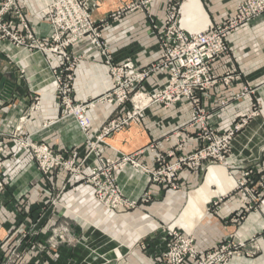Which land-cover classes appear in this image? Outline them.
I'll return each mask as SVG.
<instances>
[{
  "label": "crops",
  "instance_id": "0c3cea01",
  "mask_svg": "<svg viewBox=\"0 0 264 264\" xmlns=\"http://www.w3.org/2000/svg\"><path fill=\"white\" fill-rule=\"evenodd\" d=\"M47 1L27 0L22 6V12L39 35L49 32L47 20L39 13ZM127 1L99 0L91 17L93 20L101 19ZM239 1L189 0L182 25L192 30L196 29L194 25L221 22L233 14ZM160 4L161 0H155L151 12L162 25L164 11ZM125 13L117 22L112 23V18H109L108 23L101 27L102 35L107 48L114 51L116 62L129 58L137 67L145 66L158 57V34L151 28L144 12ZM16 27L20 28V25ZM227 41L230 55L215 60L213 72L219 77L234 70L236 79L229 85L218 83L210 88L208 95L202 97L201 105L206 109L212 126L220 132L232 129L242 118H249L253 110L258 111V115L253 116L245 127L237 130L231 141L234 165L228 163L226 167H234L228 170V175L235 184L232 185L231 178L224 174L214 181V194H199L209 168H185L178 174V189L174 191L168 185L148 181L144 174L135 175L130 165L118 171L117 177L124 196L134 200V204L120 215L108 212L96 200L89 184L80 179L69 181L63 169L41 173L31 151L23 150L10 135L19 123L21 135L33 133L36 139L59 152L67 153L72 149L81 157L88 153L86 136L75 123L61 121L49 124L63 113L52 70L60 68L61 56L27 50L7 41L0 42V78L11 73L6 81L15 83L11 97L6 100L0 98V136L4 143L2 162L6 172V188L0 192V241L16 220L17 216L9 208L19 195L24 194L19 202H24L26 207L19 212V218L25 220L26 227L31 225L33 218L36 220L43 201L46 203L50 196L56 197V210L49 217L44 215L43 229L66 218L74 232L82 233L83 242L88 239L89 247L82 242L43 254L31 252L23 259V264H89L92 261L90 249H95L100 255L102 261L96 264H159L156 254L162 242L161 227L170 224L179 214V226L193 235L197 251L231 240L236 251L231 264H264V186L259 184V181H264V13L238 25L228 34ZM79 51L82 56L73 69L72 95L75 102H85L107 90L111 78L101 57L85 49ZM165 73L150 75L144 82V88L149 90L161 84ZM35 99L38 107L31 109ZM125 112L124 107L106 103H97L89 108L90 136H94L111 119L124 117ZM192 118V109L186 100L169 107L153 104L141 113L139 123L133 122L110 133L105 142L96 144V151L108 158H118L121 153L134 154L137 162L152 168L158 153L165 154L180 145L176 155L167 157L173 161L201 146L195 138L196 128L189 124ZM87 155L84 169L89 172L96 155L94 152ZM245 170L251 171L245 181L246 187L259 194L255 207L249 210H246L249 193L237 182L244 179ZM2 197L7 202L5 205L1 204ZM197 198L199 200H193ZM212 198L219 203L207 209L206 204ZM30 210L34 214L32 219ZM74 218L76 222L72 223ZM239 242H243L244 247L239 246ZM114 253H121V258L113 259L111 254Z\"/></svg>",
  "mask_w": 264,
  "mask_h": 264
},
{
  "label": "built area",
  "instance_id": "2783aa9c",
  "mask_svg": "<svg viewBox=\"0 0 264 264\" xmlns=\"http://www.w3.org/2000/svg\"><path fill=\"white\" fill-rule=\"evenodd\" d=\"M25 3V0H0V41L4 40L17 47L43 54L53 53L61 56L60 68L52 70L56 80V94L65 110L62 118L69 117L70 122L77 125L86 136L87 154L94 152L96 155L95 163L91 164L89 172H86L84 165L87 154L81 157L72 149L67 153L59 152L46 142L36 139L33 133L21 135L19 133L21 124L18 123L10 135L23 150L31 151L41 173L48 174L52 170L63 169L69 181L80 179L89 184L97 201L109 211L120 213L134 204L124 196L117 183L116 172L124 169L126 164L131 165L135 172L140 171L139 173L146 175L150 182L178 188L180 170L198 168L202 160L208 158H221L230 148L232 139L246 122V117L240 120L241 123H236L232 129L220 132L212 126L206 109L201 105V99L218 83L229 85L236 79L234 70L223 76H216L213 72V62L223 55H229L230 45L227 36L230 32L240 23L264 13V0H240L236 3L232 15L218 23L208 22L202 29L185 30L174 19L167 17L168 25L159 32L158 36L157 59L141 67H137L129 58L116 62L109 54V49L100 40L102 34L98 29L104 19L93 20L91 7L85 0H51L46 3L40 10L49 22V32L46 35H39L27 22L22 12ZM117 15L119 12L113 16L108 15L107 19ZM17 25H20V28H17ZM87 47L89 48L86 49ZM80 49L94 51V56L101 57L108 66L111 78L107 90L85 102H75L72 95L73 69L82 56ZM163 71L166 72L165 80L161 84L149 90H136L137 86L146 81L150 75ZM181 100L198 105L190 126L196 128L195 138L200 141L201 146L191 154L180 155L175 160L168 161L167 155H173L179 145L167 155L158 153L155 165L148 168L137 162L134 154L122 153L116 159L103 157L96 151V143L88 139L90 119L87 110L94 106V103L113 104L127 110L124 117L111 119L97 132L96 140L103 141L110 133L139 121L141 113L151 105L160 104L169 107ZM256 114H258L257 110L251 112V115ZM23 118L24 116L19 118L20 123ZM3 147L4 143L0 136V188H3L1 181L4 174ZM250 174V170H245L244 179L237 181L238 185L243 186L249 193L246 210L254 208L259 199L258 193L246 187L245 181ZM259 184L264 186V181H259ZM23 196L19 195L18 198L22 199ZM159 234L162 241L156 254L160 260L159 264H226L228 260L226 254L236 252L234 248L231 249L232 246L227 241L220 242L205 251H197L194 247L193 235L183 233L177 226L163 227ZM240 245L243 243L240 242ZM12 246L13 244L9 246L1 259L7 256Z\"/></svg>",
  "mask_w": 264,
  "mask_h": 264
},
{
  "label": "rangeland",
  "instance_id": "374dc122",
  "mask_svg": "<svg viewBox=\"0 0 264 264\" xmlns=\"http://www.w3.org/2000/svg\"><path fill=\"white\" fill-rule=\"evenodd\" d=\"M50 1L51 0H48L47 2H45V4L50 2ZM85 1L91 7V16H92V13L97 9V7L99 5V0H85ZM154 1L155 0H128L122 6L116 8L112 12H109L105 16L106 18L103 17L104 21L102 22L103 23L102 25L104 26V25H106V23H108L107 21H108L109 18L107 19V16L110 15V14H111V16H113V14L115 15L117 12H119V15H117L116 17H112L111 22L113 23V22L119 21L120 18H122L123 14L125 12H127V14H128V13H131V12L140 11V12H144V14H146L148 16V19L150 21V26H151L152 29H154V31L158 34V36L160 34L159 32H161V30L163 31L164 28H166V26L168 25V24H166L167 17H170L171 20L174 19V21L177 22V24H180L182 27H184L182 25V17L184 15V12H185V9H186V6H187V3L189 2V0H161L160 6H161V9L164 11V20H163L162 25L157 22V19L155 18V16L151 12V10H152L151 7H152V4H153ZM45 4L40 8V10L45 6ZM40 10H39V13H40ZM43 17L47 20V23L49 24L48 19L45 16H43ZM257 17H255V18H257ZM255 18H253V19H251L249 21L243 22V23H248V22L254 20ZM97 20L100 21V19H97ZM105 21H106V23L104 24ZM27 22L29 23L28 20H27ZM207 23L208 22H206L205 24H203L201 26H197V25H194V26H195L196 29L197 28L198 29H202L203 27L206 26ZM240 24H242V23H240ZM102 25H101V27H103ZM30 26L32 27L31 24H30ZM101 27L98 26V29H100L99 32L102 34V28ZM32 28H34V27H32ZM184 29L185 30H191V29H189L187 27H184ZM100 40H102L104 42V44L106 45V42L104 40L103 35H102V38ZM2 41H4V40H1L0 42H2ZM158 42H159V37H158ZM88 48L89 47H87L86 49H88ZM109 51H110L109 54L112 57H115L114 56V51H111V50H109ZM92 53H94V51ZM229 55H230V52H229ZM229 55H223V56H229ZM144 82L137 86V88H136L137 91L138 90H142V89L143 90H148V89L144 88ZM95 104H97V103H94V105ZM37 105H38V100L35 99L34 102L31 103L30 108L31 109H36ZM189 105H190V107L192 109V114H193V118L191 120V122H192L194 120V118H195V110L197 109L198 105L194 104V103L193 104L189 103ZM60 106H61V104H60ZM64 113H65V110L63 108V113L61 114L60 118L56 122L63 121V122H68L69 123L71 121L69 119V117H67L68 119L67 118L63 119L62 118V116H64ZM125 115H126V112H125ZM256 115H258V114H256ZM253 116H255V115H250L249 118L246 117V119H247L246 122L243 123V125L240 128L245 127L246 124L250 121V119ZM139 122L140 121H137L136 123H139ZM126 126H128V125H125L124 127H126ZM124 127H122L121 129H124ZM96 134L94 136H88V139L90 141H92V143H96L97 144V142H102V141H97L96 140V138H95ZM103 141L105 142V137H104ZM85 144H86V141H85ZM230 147H231V144H230ZM170 151H172V150H169L168 152H166L165 155H167ZM232 154H233V152H232L231 148H229L225 153L222 154L223 156L221 158L216 157L214 159L213 158H208L206 160H202L201 165L199 167L203 168L205 170H207L209 168V171L206 174V177H205V180L202 183V186H200L199 194L204 193V194H207V195L211 196L212 194H214V190H215V188L213 187L214 181L219 176L226 174L229 178H231L228 175V170L230 171L234 167L227 168L228 165L226 167V164L231 163L230 165H232V166L234 165V162H232V160H231L233 158V156H234V154L233 155ZM173 155H176V152ZM167 156L170 157L172 155H167ZM106 158H108V157H106ZM111 159H116V158H111ZM127 166H130V165L126 164L125 167H127ZM2 169L4 170V174L2 173L3 176L1 178V181H3V188L5 189L6 188L5 187V184H6V182H5L6 172H5V168L4 167H2ZM215 170H216V172H215ZM117 172H116V174H117ZM134 174L135 175H137V174L141 175L142 173H136L135 172ZM231 180H232V178H231ZM4 182H5V184H4ZM117 183H118V185L120 186V188L122 190V187H121V185L118 182V177H117ZM233 184H235V183L232 180V185ZM161 185H164V184H161ZM3 188H0V192L3 191ZM171 188L174 191L178 189V188H173V187H171ZM45 189H48V188H45ZM22 195H24V194H22ZM55 195L56 194L54 193L53 196H55ZM4 198L5 197H2V200H1V204L2 205H5L7 203ZM47 198H48V201L46 202L47 204L44 203V201H43L42 207H41L42 209L40 208L41 209L40 213L38 215H36V220L33 218V216H34L33 211L30 210L29 214H30L31 219L32 218L33 219H32L31 225L28 226V227L24 226L25 220L22 219V218H19V212H18V210L20 212L25 210L26 205H24V202L23 203L21 202L22 203L21 204L19 202V200H21V199L17 198L15 200L16 207H15V204L13 206L12 205L10 206L9 210L11 212H13L17 217H16V220L14 221L10 231L0 241V252H1L0 259L2 258L3 254L5 253V251L9 248V246L11 244H13V246H12L10 252L7 254V256L0 260V264H23V262H22V261H24L23 259L27 258L26 256L29 253H31V252L43 254V253H48V252H51V251H57L61 246H73V245H77L78 243L82 244V242L84 240V239H81L83 237L82 233L74 232L72 226L70 225V222H68V220H65L66 218L60 219L57 223L49 226L48 229H43V227H44L43 226V222L44 221H42V219H43L44 215L49 217V215L52 214V213H55L54 211L56 210V207L54 205L55 202H56L55 201L56 197L55 198H53V197L50 198V196H48ZM216 198H212L209 201V203L206 204V208L207 209H209L212 206L213 207L217 206V204L219 203V200H217L218 198L217 199ZM193 200H199V199L197 198V199H193ZM182 209L183 208H181V210ZM128 210L129 209H127L126 211H128ZM67 211H69L73 216L76 215L73 212H71V210L67 209ZM126 211H123V212H120V213L114 211V213L120 215V214H122V213H124ZM108 212H113V211H109L108 210ZM180 219H181V214H179L170 224L164 225L163 227L177 226V227L180 228V226H179ZM75 220L76 219L74 218V221H71V222L74 223V222H76ZM39 221H40V224L38 223ZM163 227H161V228H163ZM80 228H82V227L80 226ZM22 229H23V232H22ZM180 230H182V229L180 228ZM186 232H185V230L183 231V233H186ZM85 240H86V242H89L88 239H85ZM227 242H229L231 244V246H232L231 249L234 248V243L231 240H229ZM2 243H3V245H2ZM117 243L119 244V242H117ZM238 245L241 246V247H244V245H240V242L238 243ZM90 252H93V254H90V256H89L90 259L92 260V261H89V264H96V263L102 261L101 258H100V255H98V251H95V249H92V250L90 249ZM226 255H227L226 257L228 259L226 264H231L232 255H236V252H234V254H229L228 253ZM111 256H113V259L121 258V253H114V254H111ZM103 261H105V260H103Z\"/></svg>",
  "mask_w": 264,
  "mask_h": 264
},
{
  "label": "water",
  "instance_id": "95a60500",
  "mask_svg": "<svg viewBox=\"0 0 264 264\" xmlns=\"http://www.w3.org/2000/svg\"><path fill=\"white\" fill-rule=\"evenodd\" d=\"M11 73H6L0 78V98L6 100L11 97L15 83H7L6 78L10 77Z\"/></svg>",
  "mask_w": 264,
  "mask_h": 264
},
{
  "label": "bare ground",
  "instance_id": "6f19581e",
  "mask_svg": "<svg viewBox=\"0 0 264 264\" xmlns=\"http://www.w3.org/2000/svg\"><path fill=\"white\" fill-rule=\"evenodd\" d=\"M11 52V51H10ZM18 56V55H17ZM33 56V55H32ZM15 58V57H14ZM32 62V61H31ZM42 64H43V62H42ZM89 242H86V241H84L83 242V244H84V246H86L87 248L89 247V244H88ZM87 244V245H86ZM79 251V250H78ZM79 253V252H78ZM90 254H93V252L92 253H90Z\"/></svg>",
  "mask_w": 264,
  "mask_h": 264
}]
</instances>
